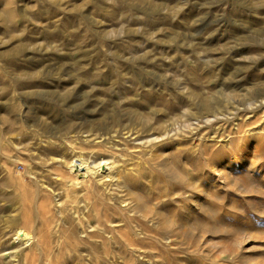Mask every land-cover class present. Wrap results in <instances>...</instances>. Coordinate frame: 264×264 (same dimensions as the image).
<instances>
[{
  "label": "rangeland",
  "instance_id": "obj_1",
  "mask_svg": "<svg viewBox=\"0 0 264 264\" xmlns=\"http://www.w3.org/2000/svg\"><path fill=\"white\" fill-rule=\"evenodd\" d=\"M7 3L13 11L10 17L4 10ZM81 72L103 76L104 84L109 86L115 84L106 94L110 99L119 95L117 99L124 100H119L113 111L118 108L116 113L128 111L123 116L130 118L135 117L136 108L146 118L148 129L144 130L135 118L136 133L129 136V142L136 140V148H140L136 156L142 161L143 173L130 172L133 177L130 175L125 180L115 202L123 208L122 193L128 191H133L134 199L142 203L143 198L162 191L159 200L153 199L148 204V197L145 203L146 209H151L147 224L154 231L143 235L135 222L128 228L123 226L116 211L113 224H119H115L118 228L108 250L98 244L95 255L88 245L79 243V247L70 251L72 256L67 255L64 261L56 256L60 244H55L57 234L51 230V239L47 240L55 246L47 241L49 246L43 247L47 245L50 252L41 245L35 251L32 249L33 260L42 263L39 259L46 252L51 255L50 262H58L55 264H264V0H0V182L5 179L0 189L8 196L13 195L14 206L20 208L12 210V206L8 211L17 210L15 213L19 215L23 208L29 209L27 213H33L31 217L34 215L37 223L42 215L40 200L46 204L52 198L44 186L53 187L57 179L55 169H66L63 163L72 153L67 145L61 150L56 144L52 145L54 148L50 146L51 142H45L38 130L30 129L27 122L19 119V113L28 119L38 115L50 127L76 121L72 124L76 134L67 136L76 138L80 135L76 131L80 118H88L90 128L97 120L95 107L85 100L88 88H80L75 79L64 82L69 75L77 76ZM126 72L129 75L123 74ZM130 75L136 82L132 89L125 81L118 84ZM100 83L94 80L89 85ZM71 85L79 89L71 90ZM190 87L197 89V97H188L186 101L182 94L191 90ZM255 94L263 97L256 99ZM128 96L135 97L137 106H130ZM202 97L217 101L222 106L219 114L205 122L187 124L182 109L186 103L197 104ZM143 98L150 103L142 106ZM165 127L174 128L177 134L174 139H166L168 148L161 151L162 145H157L160 141L155 136ZM258 151L263 153V158ZM116 174L118 171L113 172ZM35 181L39 182L38 187ZM9 182H14L12 187ZM175 190L181 193H171ZM28 198L31 200L26 203ZM70 217L74 219L71 213ZM123 227L131 230L127 233L135 239L134 247L119 243L123 241L118 234ZM75 241L78 242L76 238ZM6 261L9 263L11 259L7 256L0 264Z\"/></svg>",
  "mask_w": 264,
  "mask_h": 264
},
{
  "label": "bare ground",
  "instance_id": "obj_2",
  "mask_svg": "<svg viewBox=\"0 0 264 264\" xmlns=\"http://www.w3.org/2000/svg\"><path fill=\"white\" fill-rule=\"evenodd\" d=\"M8 6L7 9L5 10V13L7 16H11L12 15V9L9 5V3H7ZM3 10V11H4ZM204 65V64H203ZM201 66V64H200ZM204 67V66H202ZM207 68V67H206ZM204 70V69H203ZM202 70V72H203ZM201 71V70H200ZM76 72V71H75ZM74 72V73H75ZM78 72V71H77ZM201 72V73H202ZM205 72V71H204ZM203 72V73H204ZM211 72V69H210ZM96 72H93V74ZM132 73V72H131ZM202 73V74H203ZM73 74V73H72ZM77 74V73H75ZM108 74V73H107ZM106 74V75H107ZM128 74L126 73H123ZM122 74V75H123ZM135 74V73H134ZM133 74V75H134ZM206 74V72L204 73ZM57 75V74H55ZM68 75V74H67ZM66 75V76H67ZM96 75V74H94ZM121 75V74H120ZM129 75V74H128ZM132 75V76H133ZM37 76V75H36ZM53 76V75H52ZM59 76V75H58ZM61 76V74H60ZM113 76V74H112ZM111 76V78H112ZM127 76V75H125ZM124 76V77H125ZM132 76L130 75V77H128L127 79H125L123 77V79H121L120 81H118V84H120L121 81H125V85H127V87L129 86L131 88L132 85H136V82H134V80L132 79ZM210 76V75H209ZM208 76V77H209ZM50 77V76H48ZM116 77V76H115ZM117 77H119L117 75ZM116 77V78H117ZM43 78V77H40ZM58 78V77H56ZM195 78V77H194ZM199 78V77H198ZM33 79V78H32ZM39 79V78H38ZM37 79V80H38ZM55 79V78H54ZM73 79L77 80L80 85V88L82 87H87V93H86V98L85 100H87V104L89 106H94L95 107V111H96V122L90 126H92L91 128L88 127V123L89 120L88 118H80V122L77 125V132L80 134L79 136L77 135L76 138H72L69 139L67 138V136H69V133H72L74 129L73 127V123L76 122L74 121L72 123L68 122V121H64L63 124L61 125H56V126H52L50 124H46L44 123V121H42L40 119V116L36 115L33 117V119H28L27 117L25 118L24 114L22 115L21 113L19 116V119L23 122H27V126L30 129L34 130H38L40 133V137H45V139H43L45 142H51L50 146L55 145L58 147V149H63L65 147V145H67L70 150H71V155L66 158L67 160H65V167L66 169H62V170H56V181L53 185L52 188L48 189V186H44L45 188H47L48 191H50L49 195V202L47 200L48 203L45 204V202H43V200H40L41 202L38 204V206H40L41 209V213L42 215L39 216V222L37 223V221H34L33 216L31 217V212L30 214L27 213V211H29L28 208H26L27 211H25V208H23L21 210V213L19 215H17V213H15L17 210L15 205V197L12 195H6L5 192H2L1 189V200H3V203L0 205V211H1V215H0V221H1V226H0V230H1V235H0V260L5 258V257H9V260L11 259V262L9 261V263H7V261L4 264H47L46 261L49 263L51 260H49V256L51 257V255H48L46 252L42 253L43 250L41 251V255H43L44 257L41 256V258L39 259V257H37L39 259V261L42 260V263H36L35 260H33V254H30V252L32 253V249L35 248L38 249L37 247L44 248L43 245L47 244V239H49V235H50V231L53 230L56 234L57 237L54 240L55 244L58 243L60 244V247L56 253V256L58 257H62V258H66V256L68 255V257H70L71 253L70 251L74 250L76 246H78V244H86L88 245L89 249L95 253V251L97 250V245L99 244L100 246H102L103 248H105L104 250H106L107 246L109 245V241H113V235H114V231H117L115 224H119V223H115L113 224V215H115L113 212H118V216L122 217L120 218V221L122 222L123 226L128 228V225L132 222H135V226L141 227L140 229V233L143 235L146 234H151V231L154 229L151 228V225L149 226L147 224L148 221H150V217L149 219L147 218L151 209L149 208V210L146 209V198H143L142 200H144V202L142 203V201H139V199H134V197L132 196V192H124L122 193L123 198L121 199V201L124 203L125 202V206L120 207L116 204L115 200H116V194H118L119 192H121L122 187H125V180L127 178H131L133 177V175H131L130 172H138V174L141 172L143 173V168L141 169V164L142 161L139 160L138 158L139 156H136L139 154V149L140 148H136V140L129 142L131 139L129 138V136H131L132 134L136 133L134 129V126L136 127L135 124V118L139 120V123L142 124V128L144 130L148 129V125L145 124L146 122V118H142V115L140 112H138L136 110V108L134 109L135 112L133 113V116L135 117H131L127 118L124 117L125 113L128 112L126 111L124 114H121V112H118V109L115 112V110L113 111V108H116V105L119 103V100L121 99H117L119 97V95L117 97H114V99H110V97H108V95L106 94V91H108L110 89H113V86H109L107 84H104L103 81H105V77L103 76H93L90 75L89 73H80L77 76H71L69 75L67 78H65L64 82L69 83L68 81H72ZM34 80V79H33ZM36 80V79H35ZM94 80H99L101 83L98 85L92 84L89 85V82L94 81ZM114 80V79H113ZM197 80H195V82L197 83ZM55 82V81H54ZM112 82V81H111ZM110 82V83H111ZM75 83V81H74ZM123 83V82H122ZM264 82H262L263 84ZM144 84V82H143ZM56 85V84H55ZM124 85V84H121ZM64 86V85H63ZM72 86V85H71ZM118 86V85H117ZM120 86V85H119ZM141 85H138V87ZM144 86V85H143ZM264 86V85H262ZM116 87V86H115ZM121 87V86H120ZM126 87V86H125ZM124 87V88H125ZM136 86H134L135 88ZM149 87V86H148ZM147 87V88H148ZM171 87V86H170ZM261 87V86H260ZM67 88V87H65ZM71 88V87H70ZM75 88L79 89L76 85L72 86L71 90H74ZM173 88V87H172ZM191 90H189L186 94H182V97H185L184 100H186L188 97L195 98V96L197 95L196 90H192V87H190ZM263 88V87H262ZM261 88V89H262ZM120 89V88H119ZM132 89V88H131ZM162 89V88H161ZM176 89V87H175ZM68 90V89H67ZM69 90V91H71ZM130 90V89H129ZM139 90V89H138ZM144 90V89H143ZM146 90V89H145ZM163 90V89H162ZM168 90V89H167ZM170 90V89H169ZM140 91V90H139ZM147 91V90H146ZM164 91V90H163ZM183 91V90H182ZM257 91V90H256ZM67 91H65L64 94H66ZM115 92V91H114ZM125 92V91H124ZM259 92V91H258ZM71 93V92H70ZM129 93V92H128ZM156 93V92H155ZM154 93V94H155ZM159 93V92H157ZM166 93V92H164ZM253 93V92H252ZM110 94V93H109ZM112 94V93H111ZM134 94V93H132ZM143 96H145L144 92L142 93ZM141 94V95H142ZM171 94V93H170ZM245 94V92H244ZM247 94V93H246ZM84 95V94H83ZM138 95V94H137ZM150 95V93H149ZM148 95V96H149ZM153 95V94H152ZM172 95V94H171ZM226 95V94H225ZM228 95V94H227ZM226 95V96H227ZM248 95V94H247ZM254 95V94H253ZM256 95V94H255ZM72 96V95H71ZM70 96V97H71ZM82 96V95H81ZM252 96V95H251ZM256 99L263 97V95L261 94H257L256 95ZM122 97V96H121ZM139 97V96H138ZM197 97V96H196ZM74 98V97H73ZM76 98V97H75ZM120 98V97H119ZM124 98V97H123ZM137 98V96H136ZM140 98V97H139ZM142 98V97H141ZM227 97H225L226 99ZM264 98V97H263ZM68 99V98H67ZM126 99V97H125ZM145 99V100H144ZM196 99V98H195ZM199 99V98H198ZM252 99V98H251ZM254 99V98H253ZM84 100V101H85ZM124 100V99H123ZM122 100V101H123ZM127 100H129V104L130 106L132 105H136L137 103L135 101V97L134 96H128ZM140 100V99H138ZM149 100V99H148ZM183 100V99H182ZM181 100V102H183ZM264 100V99H263ZM262 100V101H263ZM142 101V99L140 100ZM150 101V100H149ZM187 101V100H186ZM198 101V100H197ZM250 102V101H249ZM247 102V103H249ZM261 102V101H260ZM149 104L150 102L146 101V98H143V102H142V106H146V104ZM161 103V102H160ZM178 103V102H177ZM251 103V102H250ZM264 103V102H263ZM81 104V103H80ZM123 104V103H122ZM125 104V103H124ZM123 104V105H124ZM141 104V103H140ZM169 104V103H168ZM172 104V103H171ZM252 104V103H251ZM255 104V101H254ZM257 104V103H256ZM255 104V105H256ZM259 104V103H258ZM127 105V104H126ZM185 105V104H184ZM253 105V104H252ZM82 106V105H81ZM150 106V105H149ZM170 106V105H167ZM166 106V107H167ZM173 106V105H172ZM170 106V107H172ZM175 106V104H174ZM183 106V105H182ZM228 106V105H227ZM44 107V106H43ZM60 107V106H59ZM76 108V106H74ZM127 107V106H126ZM219 104L213 101H209V100H205V98L202 100L198 101L197 104H188L186 103V106H184V108L182 109V117H184V121L188 123H190L191 125L194 122H197V124L201 121L204 120L208 121L210 116H215V114L219 111ZM38 107H36L37 109ZM56 108V107H55ZM70 108V107H69ZM121 108V107H120ZM145 108V107H143ZM49 109V108H48ZM51 109V108H50ZM65 109V108H64ZM80 109V108H79ZM85 109V108H84ZM128 109V108H127ZM126 109V110H127ZM222 109V108H221ZM220 109V113L223 111H221ZM59 110V108H58ZM67 110V109H66ZM72 110V109H71ZM70 110V111H71ZM77 110V109H76ZM133 110V109H132ZM131 110V112H133ZM226 110V108H225ZM32 111V110H31ZM44 111V110H43ZM68 111V110H67ZM122 111V110H119ZM40 112V111H39ZM46 112V111H45ZM74 112V111H73ZM72 112V113H73ZM89 112V111H88ZM43 113V112H42ZM50 113V112H49ZM65 113V112H64ZM227 113V111H226ZM45 114V113H44ZM219 114V112L217 113ZM33 115V114H32ZM46 115V114H45ZM124 115V116H123ZM31 116V115H30ZM65 116V115H64ZM128 116V115H126ZM220 116V115H219ZM32 117V116H31ZM55 117V116H54ZM72 117V116H71ZM61 118V117H60ZM59 118V119H60ZM66 118V117H65ZM64 118V119H65ZM69 118V116H68ZM75 118V116L73 117ZM213 118V117H212ZM48 119V116L47 118ZM63 119V120H64ZM44 120V119H43ZM137 120V121H138ZM148 120V119H147ZM45 122H47V120H45ZM51 122V121H50ZM48 123V122H47ZM53 123V122H52ZM137 123V122H136ZM139 123L137 125H139ZM54 124V123H53ZM52 124V125H53ZM92 124V122H91ZM135 124V125H134ZM50 125V126H49ZM55 125V124H54ZM133 125V126H132ZM153 125V124H152ZM151 125V126H152ZM157 125V124H154ZM26 126V127H27ZM162 126V125H160ZM165 126V125H163ZM22 127V126H21ZM139 127V126H138ZM147 127V128H146ZM153 127V126H152ZM155 127V126H154ZM153 127V128H154ZM262 127V126H261ZM18 128V127H17ZM25 128V126H24ZM150 128V126H149ZM163 128V127H162ZM2 129V128H1ZM23 129V128H22ZM29 129V131H30ZM136 129V128H135ZM139 129V128H138ZM141 129V128H140ZM143 129H141L143 131ZM156 129V128H155ZM24 130L27 131V128H25ZM158 130V128H157ZM21 131V130H20ZM159 131V130H158ZM157 131V132H158ZM170 131H173V133H171ZM2 132V131H1ZM23 132V131H21ZM32 132V130L30 131ZM29 132V133H30ZM75 132V131H74ZM73 132V133H74ZM151 132V131H150ZM160 132V131H159ZM178 132V131H177ZM261 132V131H260ZM259 132V133H260ZM264 132V130H263ZM15 133V132H13ZM29 133H26L27 135H29ZM149 133V132H148ZM153 133V132H152ZM4 134V133H3ZM21 135H26L25 133H20ZM32 134V133H31ZM35 134V133H34ZM32 134V135H34ZM38 134V133H37ZM76 134V132H75ZM137 134H139L137 132ZM172 134V136H171ZM177 133H175V130L171 127L169 128H164V130L160 133L157 134L155 136V139L158 141H160V143L158 142L157 145L161 146V151L166 150L168 148V146L166 145L168 142L166 139H168L169 137L174 139V137L176 136ZM262 134V132L260 133ZM20 135V136H21ZM31 135V136H32ZM120 136V138L116 139L115 137ZM1 136V133H0ZM37 136V135H35ZM33 136V139L34 137ZM39 136V135H38ZM135 136V135H134ZM133 136V137H134ZM139 136H141L139 134ZM3 137V136H2ZM53 137V138H52ZM132 137V138H133ZM138 137V136H137ZM37 138V137H36ZM54 138L57 141L54 140ZM42 140V138H40ZM63 139V140H62ZM120 139H122L120 141ZM130 139V140H129ZM152 139V138H151ZM154 139V138H153ZM172 139V140H173ZM2 140V139H1ZM36 140V139H34ZM133 140V139H132ZM171 140V142H173ZM176 140V139H175ZM138 141V140H137ZM141 141V140H140ZM139 141V142H140ZM154 141V140H152ZM178 141V140H177ZM39 142V141H38ZM154 142V143H157ZM40 143V142H39ZM142 143V142H141ZM151 143V142H150ZM175 145L178 144L176 141L173 142ZM172 143V144H173ZM5 144V143H4ZM22 144V142H21ZM38 144V143H37ZM43 144V141H42ZM45 144V143H44ZM3 146V142L1 144ZM14 144H12L13 146ZM16 145V144H15ZM40 145V144H39ZM139 145V144H137ZM142 145V144H141ZM153 145V144H152ZM151 145V146H152ZM156 145V144H155ZM261 145V144H260ZM21 146V145H20ZM19 146V147H20ZM64 146V147H63ZM148 146V145H147ZM35 147V146H34ZM44 147V146H43ZM42 147V148H43ZM53 147V146H52ZM51 147V148H52ZM56 147V148H57ZM67 147V148H68ZM145 147V146H144ZM24 148V147H23ZM37 148V147H35ZM39 148V146H38ZM50 148V147H48ZM50 148V149H51ZM54 148V147H53ZM153 148V147H152ZM260 148V147H259ZM262 148V146H261ZM258 149L259 151L262 149ZM264 148V147H263ZM22 149V148H20ZM155 149V147H154ZM157 149V148H156ZM28 150V149H27ZM146 150V148H145ZM148 150V149H147ZM159 150V149H158ZM264 150V149H263ZM38 151V150H37ZM36 151V152H37ZM42 151V150H41ZM143 151V150H142ZM160 151V150H159ZM258 151V152H259ZM46 152V151H45ZM145 152V151H143ZM148 152V151H147ZM153 152V151H152ZM60 153V152H59ZM57 152V154H59ZM63 153V151H62ZM160 153V152H159ZM158 153V154H159ZM261 153V152H259ZM37 154V153H36ZM47 154V153H46ZM54 154V153H52ZM55 154V155H57ZM66 154V153H65ZM155 155V152L153 153ZM161 154V153H160ZM159 154V156H160ZM263 153H261L262 156ZM26 155V154H25ZM39 155V154H38ZM37 155V156H38ZM50 155V154H49ZM48 155V156H49ZM60 155V154H59ZM69 155V154H68ZM67 155V156H68ZM135 155V156H134ZM145 155V154H144ZM143 155V156H144ZM171 155V154H170ZM260 155V154H259ZM5 156V155H4ZM27 156V155H26ZM142 156V157H143ZM158 156V155H157ZM156 156V157H157ZM3 157V156H2ZM29 157V156H27ZM34 157V156H33ZM31 157V158H33ZM43 157V156H42ZM52 157V156H51ZM60 157V156H59ZM126 157V159H125ZM148 157V156H147ZM152 157V156H151ZM167 157V156H166ZM4 158V157H3ZM11 158V156H10ZM15 158V157H14ZM46 158V157H45ZM50 159V157H48ZM55 158V156H54ZM57 158V157H56ZM62 158V157H61ZM154 158V157H152ZM260 158H263L260 157ZM28 159V158H27ZM41 159V158H40ZM47 159V158H46ZM59 159V158H58ZM146 159H151V158H146ZM145 159V160H146ZM6 161V159H4ZM3 160V164L5 163ZM30 160V159H29ZM33 160V159H32ZM36 160V159H35ZM62 160V159H61ZM64 160V159H63ZM28 161V160H27ZM49 161V160H48ZM47 161V162H48ZM127 161V163H126ZM141 161V162H140ZM12 162V161H11ZM29 162V161H28ZM27 162V163H28ZM31 162V160H30ZM53 162V161H52ZM57 162V161H56ZM150 162V161H149ZM165 162V161H164ZM55 163V161L53 162ZM259 163H261V161H259ZM264 163V161H263ZM35 164V163H34ZM46 164V163H44ZM51 164V163H50ZM152 164V163H151ZM7 165V164H6ZM5 165V166H6ZM12 165V164H11ZM29 165V163H28ZM43 165V164H41ZM55 165V164H54ZM58 165V164H57ZM62 165V163H61ZM149 165V163H148ZM8 166V165H7ZM10 166V165H9ZM33 166V165H31ZM44 166V165H43ZM11 167V166H10ZM30 167V166H29ZM45 167V166H44ZM53 167V166H52ZM56 168H58L57 166H54ZM144 167V166H142ZM263 167V166H262ZM27 168V167H26ZM31 168V167H30ZM62 168V167H60ZM9 169V167L7 168ZM39 169V168H38ZM44 169V168H41ZM39 169V170H41ZM54 169V168H53ZM27 170V169H26ZM32 169L28 170L31 171ZM2 171V170H1ZM0 171V172H1ZM5 171V170H4ZM19 171V170H18ZM33 171V170H32ZM42 171V170H41ZM49 171V170H48ZM118 171V174L113 175V172ZM8 172V171H7ZM6 172V175H8ZM15 172V170H14ZM39 172V171H38ZM9 173V172H8ZM24 173V170H23ZM29 173V172H28ZM47 173V172H45ZM51 174V171L49 172ZM20 174V173H19ZM33 174V173H32ZM44 174V173H43ZM53 174V173H52ZM5 175V176H6ZM48 175V174H45ZM44 175V176H45ZM131 175V177H129ZM146 175V174H145ZM43 176V175H42ZM10 177V176H9ZM18 177H21L18 176ZM24 177V176H23ZM22 177V178H23ZM26 177V176H25ZM48 177V176H47ZM45 177V178H47ZM50 179L52 176H49ZM139 177V175H138ZM3 178V177H2ZM36 178V177H35ZM34 178V179H35ZM38 178V177H37ZM44 178V177H43ZM54 178V179H55ZM1 179V178H0ZM33 179V177H32ZM41 179V178H40ZM49 179V178H48ZM138 179V178H137ZM3 181L5 180L4 178L2 179ZM7 181L9 180L6 179ZM12 180V179H11ZM39 180V179H38ZM53 180V178L51 179ZM131 180V179H130ZM183 179H180L179 181H181ZM1 181V182H3ZM20 181V180H19ZM32 181V180H31ZM34 181V180H33ZM0 182V183H1ZM26 182V181H25ZM37 182V181H35ZM48 182V181H47ZM50 182V181H49ZM53 182V181H52ZM127 182V181H126ZM134 182V181H133ZM7 182H5L6 184ZM14 183V182H13ZM13 183H8L11 184ZM19 185L20 182H18ZM24 184V183H23ZM32 184V183H31ZM39 182H37V187H38ZM48 184V183H46ZM50 184V183H49ZM128 184V183H127ZM3 185V184H2ZM28 185V184H27ZM26 185V186H27ZM131 186V185H130ZM6 187V186H5ZM24 187V185H23ZM28 187V186H27ZM36 187V185H35ZM43 187V186H42ZM127 187V186H126ZM132 187V186H131ZM29 188V187H28ZM41 188V187H40ZM40 188H39V193H40ZM43 188V189H45ZM129 188V187H128ZM38 189V188H37ZM127 189V188H126ZM125 189V191H126ZM135 189V188H132ZM152 189V188H151ZM28 190V189H26ZM47 190L43 191L45 194ZM117 190V191H116ZM131 190V189H130ZM35 192V190H33ZM42 191V190H41ZM153 191V189H152ZM139 192V191H138ZM161 192H159V190H157V193H154L153 195H150L151 197H149L147 199L148 204L150 202H152L151 200L156 199L159 200L161 198ZM38 193V191H37ZM171 193H179L178 190H175ZM181 193V192H180ZM179 193V194H180ZM36 194V193H35ZM34 194V195H35ZM136 194V193H135ZM134 194V195H135ZM164 194V193H162ZM182 196H185L184 193H182ZM43 195V194H42ZM43 195V196H44ZM119 195V194H118ZM130 195V196H129ZM147 195V193L145 194V196ZM167 195V194H165ZM33 196V195H32ZM18 197V196H17ZM25 197V196H24ZM48 197V195H47ZM138 197V196H137ZM142 197V195H141ZM44 198V197H43ZM23 199V198H21ZM25 199V198H24ZM30 198L26 199L25 202L28 203V200ZM38 199V198H37ZM35 199V200H37ZM42 199V197H41ZM47 199V198H46ZM45 199V200H46ZM0 200V201H1ZM18 200V199H17ZM31 200V199H30ZM44 200V201H45ZM5 201V203H4ZM34 201V200H32ZM150 201V202H149ZM18 202V201H17ZM20 202V199H19ZM18 202V204H19ZM22 202H24L22 200ZM35 202V201H34ZM156 202V201H153ZM25 203V204H26ZM36 203V202H35ZM119 203V202H118ZM24 203H22L23 205ZM160 204V203H159ZM28 206V204H26ZM23 205V206H26ZM121 205V204H120ZM152 205V204H151ZM150 205V206H151ZM12 206H14V208H12ZM26 206V207H27ZM122 206V205H121ZM29 207V206H28ZM34 207V206H33ZM156 207V206H155ZM9 208H12V210L17 209L14 213L12 212V210L8 211ZM79 208H81V211L79 212ZM34 209V208H33ZM38 209V210H40ZM31 211V210H30ZM172 211V210H171ZM39 212V211H38ZM70 213L74 216V219H71L73 217H70ZM82 214L81 217L79 216V214ZM152 213V212H151ZM174 215L176 214L175 211L173 212ZM172 214V216H174ZM41 217V219H40ZM116 217V216H115ZM76 219V221H75ZM171 219V218H170ZM152 220V218H151ZM177 220V219H176ZM38 224V226H37ZM133 224V223H132ZM158 224V223H157ZM114 225V226H113ZM131 226V225H130ZM134 226V225H133ZM156 226V225H155ZM124 228V230L126 229V232L124 230H120L121 234H119V236H121L123 239L122 242L119 243H123L124 245H132V242H134L135 239H132L128 236L129 233H127L128 231L130 232V229ZM154 227V226H153ZM174 227V226H173ZM89 228V229H88ZM120 228V227H119ZM132 228V227H131ZM139 229V228H138ZM154 231V230H153ZM157 231V230H156ZM133 232V231H132ZM53 233V232H52ZM133 233H130V236ZM159 234V233H158ZM157 234V235H158ZM55 235V234H54ZM153 235V234H152ZM118 236V238H119ZM49 237V238H48ZM133 237V235H132ZM146 237V236H144ZM148 237V236H147ZM75 238L77 239L78 242L75 241ZM114 238H116L114 236ZM135 238V237H134ZM138 238V237H137ZM51 239V238H50ZM49 239V240H50ZM91 239V240H90ZM117 239V238H116ZM153 239V238H152ZM159 239V238H158ZM80 240V241H79ZM133 240V241H132ZM142 240V239H140ZM147 240V239H146ZM151 240V239H150ZM145 241V240H144ZM49 245H51L52 241H48ZM141 243V242H140ZM155 243V242H153ZM156 243H158L156 241ZM47 244V245H48ZM54 244V246H55ZM56 244V245H58ZM151 244V243H150ZM46 245V250L44 248V251H48ZM48 245V246H49ZM144 245V244H143ZM152 245V244H151ZM53 246V244L51 245ZM53 246V247H54ZM84 246V245H83ZM110 246V245H109ZM112 246V245H111ZM139 246V245H138ZM79 247V246H78ZM86 247V246H84ZM134 247V246H133ZM126 248V247H125ZM152 248V247H150ZM56 249V248H55ZM80 249V248H79ZM109 248H107L108 250ZM111 249V248H110ZM130 249V248H129ZM134 249V248H133ZM138 249V248H137ZM140 249V248H139ZM154 249V246H153ZM53 250V248L51 249ZM78 250V249H77ZM102 251V250H101ZM130 251V250H129ZM37 252V250H36ZM35 252V253H36ZM39 252V251H38ZM50 252V251H48ZM55 252V251H53ZM76 252V250H75ZM78 252V251H77ZM110 252V250L108 251ZM106 252V253H108ZM127 252V251H126ZM81 252L79 251V254ZM92 253V254H93ZM97 253V252H96ZM95 253V255H97ZM128 253V252H127ZM130 253V252H129ZM47 254V255H46ZM52 254V251H51ZM77 254V253H76ZM100 254V253H99ZM55 255V254H54ZM78 255V254H77ZM121 255V254H120ZM72 256V255H71ZM81 257V254L79 255ZM84 256V255H83ZM54 257V256H53ZM57 257V259H58ZM131 257V256H129ZM64 258V261L66 260ZM88 258V257H86ZM99 258V255H98ZM98 258H96L97 260H99ZM102 258V257H101ZM53 259V258H52ZM60 259V258H59ZM70 259V258H69ZM80 259V258H79ZM78 259V260H79ZM125 259V258H124ZM21 260H23V262H21ZM56 260V259H54ZM63 260V259H62ZM96 260V261H97ZM130 260V259H129ZM86 261V260H85ZM90 261V260H89ZM125 261V260H124ZM4 262V261H3ZM21 262V263H20ZM38 262V261H37ZM72 262V261H71ZM80 262V261H79ZM84 262V261H83ZM1 263V262H0ZM58 263V262H53ZM52 263V264H53ZM76 263H78L76 261ZM82 263V262H80ZM61 264V263H60Z\"/></svg>",
  "mask_w": 264,
  "mask_h": 264
}]
</instances>
